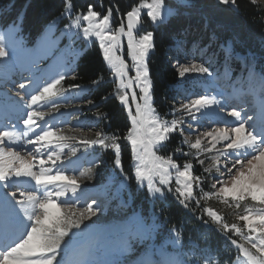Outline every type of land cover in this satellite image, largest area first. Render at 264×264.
Instances as JSON below:
<instances>
[{
	"label": "snow or ice",
	"instance_id": "6c2138e0",
	"mask_svg": "<svg viewBox=\"0 0 264 264\" xmlns=\"http://www.w3.org/2000/svg\"><path fill=\"white\" fill-rule=\"evenodd\" d=\"M250 2L254 6L258 4V0ZM175 3L178 8H173L168 0H139L117 23L113 17L114 12L119 14L118 5L110 4L102 12L89 3L86 11H80L75 10L73 0H63L61 16L69 20L64 34L70 40L82 37L87 41L94 37L98 41L103 60L113 75L114 95L131 120L125 134L100 129L95 131L94 138L80 136V144L85 149L98 146L111 150L115 168L122 171L121 141L127 142L136 161L134 176L139 186L146 184L150 193L160 197L165 190L174 192L183 208L198 211L204 223L217 225L238 252L235 264H264V119L255 122L244 113L241 104L229 106L224 92L209 94L208 90L194 98L191 94H182L183 98L174 101L167 113L154 107L153 81L148 67L149 53L155 48L154 32H141L140 28L144 15L158 26L180 15V8L194 6L193 0H175ZM259 3L264 4V0ZM237 5L238 0H217V6L237 9ZM176 48L178 52L183 51L184 42L177 41ZM200 51L203 54L204 50ZM225 52L230 55V48ZM183 54L184 62L175 60L180 78L192 73L212 76L209 67L194 58L195 52L191 53V59L189 52ZM6 55L0 37V57ZM249 75H252L251 70ZM64 79L65 74H58L44 83L30 81V92L16 93L17 103L22 102L17 121L22 119L24 127L18 128L11 119L0 125V189L4 190L0 192V264H109L89 260L83 252L76 258L65 259L69 239L88 227L85 221L95 216L98 209L93 207L94 200L79 208L76 206L82 192L77 177L67 172L68 166L75 163L71 157L77 156L78 148L70 146L77 136L66 135L58 124L50 123L55 119L53 110L59 112L60 109L58 97H63L69 89L83 91L75 84L68 89L57 88ZM101 80L92 83L96 85ZM19 89L25 90L26 85L21 83ZM232 95L239 98L242 93L234 90ZM87 103L93 104V101ZM229 107L226 117L222 116ZM261 113L264 116V101ZM97 115L107 118L103 113ZM73 118L79 119L78 116ZM213 122L218 126L205 127L206 123ZM70 131L82 132V128L73 127ZM174 134L181 140L169 154H161ZM28 145L32 147L26 149V155L17 151V147L25 149ZM64 148L69 151L64 153ZM178 157L186 159L181 163ZM146 159L151 167L145 163ZM206 160L211 163L204 167ZM196 164L203 168L202 173L195 172ZM86 174L81 172L80 176ZM209 180L206 191L205 184ZM210 199L233 208L235 220L243 224L228 223L220 212L207 206ZM241 208L243 212L235 211ZM170 232L177 256L168 264H220L211 247L201 248L192 240L184 245L179 229L173 226Z\"/></svg>",
	"mask_w": 264,
	"mask_h": 264
},
{
	"label": "trees",
	"instance_id": "16d2710c",
	"mask_svg": "<svg viewBox=\"0 0 264 264\" xmlns=\"http://www.w3.org/2000/svg\"><path fill=\"white\" fill-rule=\"evenodd\" d=\"M138 2L139 0H73L75 10L80 11H86L89 3L94 4L97 11L102 12L106 11L110 4L118 5L119 14L114 12L113 17L117 23L119 18ZM168 3L173 8L179 7L175 0H168ZM193 5L191 8H180V15L173 16L158 26L146 15L143 16L142 25L146 27V31L154 32L155 48L150 54L148 64L153 81L155 106L161 113L169 112L174 101L183 98L182 94L195 93L194 85L209 82L207 77L182 79L178 76L175 60L178 58L184 62V51L190 53L189 59L193 58L191 53L195 52L194 58L197 62L204 63L213 73L218 70L230 72V78L236 79L235 74H238L239 70L246 71L249 65L261 73L264 71V11L261 10L264 9V4L258 2L254 6L250 0H238V10L230 6H217V0H193ZM62 9L63 0H0L2 23L16 21L18 15H22V31L29 42H33L52 21L60 17ZM177 41L184 42V49L181 52L177 51ZM229 48L230 55L225 52V49ZM201 49L204 50L203 54ZM94 80L101 82L94 85L92 83ZM72 82L89 88L84 100H92L93 104L88 108L82 107L84 116L81 112V117L84 119L88 117L84 124L77 126L82 128V132H71L70 129L73 127L65 126L67 128L64 134L77 136L76 141L70 142L71 145L75 144L76 147L81 145L80 136L94 138L95 131L100 129L107 133H126L131 127L128 114L114 95L115 84L97 42L90 45L80 57ZM98 113L106 114L107 118H100ZM5 123L7 118L0 121V125ZM180 140L181 137L174 134L171 141L161 150L162 154H169ZM121 143L122 171L115 168L112 151L100 149L98 146H96L98 151L91 155H85L86 149L81 146L78 149H83L81 156L77 154L76 157H71L72 160L84 159L85 162H88L85 159L88 157L89 163L94 160L90 166H83V170L88 168L85 170L87 173L85 176H77L80 191L90 197L101 194V197L110 201L109 207L122 197V202L129 203L130 215L138 216L143 223L153 216L154 223L158 225L156 235L160 237L155 240V244L171 239L173 234L170 230L173 226L182 232L181 243L187 244L188 230L191 232L194 224L204 222L199 218L200 213L183 208L176 195L166 194L164 197L154 199L147 189L140 188L134 176L131 146L124 141ZM184 150L188 151L187 146H184ZM178 159L182 163L186 158ZM197 169L195 166V172L200 174ZM115 191H119L120 195L114 194ZM115 206L120 205L117 203ZM212 208L220 211V208ZM207 219L205 216L204 220ZM208 232L210 247L219 261L232 263L234 255L237 256L238 252L218 231L211 229ZM193 239L198 238L194 235ZM134 252H137L136 249Z\"/></svg>",
	"mask_w": 264,
	"mask_h": 264
},
{
	"label": "rangeland",
	"instance_id": "374dc122",
	"mask_svg": "<svg viewBox=\"0 0 264 264\" xmlns=\"http://www.w3.org/2000/svg\"><path fill=\"white\" fill-rule=\"evenodd\" d=\"M22 19V15H18L16 21L3 24L1 21L0 10V37L3 38V45L7 53L6 56L0 57V119H5L11 113L8 119H11V122L13 124H17V127L21 129L24 125L22 123V119L17 121V117L20 115L22 102L20 104L17 103L19 101V97L16 93L18 91L30 92L31 85L29 82L32 80H40L41 83H44L50 78L57 77L58 74H65V79L61 81V84L58 85L57 88L68 89L69 85L74 84L72 82L73 75L78 67L80 57L90 45L94 42L98 43V41H95L94 37L87 41H85L82 37H73L70 40L69 37L64 34L65 25L69 23V20L67 17L62 16L52 21L33 42H29L22 31ZM140 31H146V27L142 25ZM124 51L125 59H127L126 42ZM151 52L149 53V57ZM106 65L109 69L107 63ZM249 70L252 71L251 76L249 75ZM210 71L212 72L211 69ZM218 72H212L211 77L206 74L201 75L198 73L186 75V78L203 79L202 77H207L209 79L208 83L194 85L196 92L191 93L193 98L196 94H203L205 90H208L209 94L224 92L228 98L229 106L241 104L244 109V113L248 116H252L255 122L260 123L262 119H264V116H262L261 113V103L264 101V71L261 73L260 71L255 70L252 65H249L246 71L239 70L238 74H235V76H237L236 79L230 78V72L219 70ZM111 77L113 79L112 73ZM21 83L26 85L25 90L19 89V85ZM80 87L83 91L69 89L63 97L57 98V102L60 104V109L59 112L53 110V116L55 119L50 120L51 124H58L59 127L65 130V128H67L65 127V123L68 124L69 127H77L84 124L88 120V117H85L87 119L81 117V112L84 116V109L82 107L88 108L92 106V104H88L87 101L84 100L87 96L86 94L89 92V88L85 85H80ZM243 89L251 92L247 94V96H243V98H235L231 96V93L234 90L238 92V90ZM153 104L156 108L154 96ZM41 110L47 111V108H41ZM227 110H230V107L221 115L226 117ZM74 116H78L79 119H74ZM46 119L49 118L46 117ZM227 119L231 120L232 118L227 117ZM129 121L131 124L130 119ZM216 126L218 125L215 122L205 124V127L207 128ZM219 126L223 127V125ZM198 131H203V129H198ZM192 138L194 140L195 136ZM29 146L30 145L26 146L25 149L17 147V151H20L22 155H26V149H31ZM70 146L76 147L75 144H70ZM80 147L81 145L77 146L78 149ZM82 150L83 149L78 150L77 154H79V156H81ZM97 150L98 148L96 146L89 148L88 150L86 149L85 155H91L93 152L96 153ZM63 151L64 153H67L69 148H64ZM27 159H31V157H27ZM85 159L88 162L84 163V166H90L94 161L92 159L91 163H89L90 158L86 157ZM5 162H7V159H5ZM145 163H148L149 167H151V164L147 159L145 160ZM210 163V160H206L204 167H207ZM74 165L75 166L68 167L67 173L75 175L76 177L80 176L81 171H79L80 169L78 168L80 167V162L78 159L75 160ZM135 166L136 161L133 158L134 173ZM195 166H197V170L201 173L203 172V168L200 165L196 164ZM86 169L88 168H85V170ZM85 170L82 172H85ZM204 175L207 176L208 174L204 173ZM21 179L26 180L27 178ZM209 182L211 181L209 180L205 184L206 191L209 190ZM27 186L28 185H25V187ZM139 187L148 190L146 184ZM172 187L175 188L174 181ZM84 190L88 191L85 188ZM2 191L4 190L0 189V192ZM115 193L116 195H120L119 191H115L114 194ZM166 194L175 195L174 192L169 193L165 190L164 196ZM99 195L100 196H95L96 198L89 197L88 201H86L87 203H91L94 200L96 203L93 207L98 210L96 211L95 216H92L90 220L85 221V224H87L88 227L84 228L83 232H78L75 237L69 239L68 255L65 257L66 260L76 258L82 252L87 253L85 258L89 260L97 262L106 261L109 262V264H139L141 261H143L144 264H150L151 262H154L153 264H168V262L176 258L177 248L171 243V239H165L162 243L155 244V240L160 237L156 235L158 225L154 223L153 216H150V220H146L143 223L138 216L132 214L130 215V207H128L129 203L125 204V201L122 202V197L119 198L120 201H116L109 207L110 201L105 200L103 196L101 197V194ZM150 195L154 199L160 197L158 195H153L152 193H150ZM69 197H71V193H69ZM19 198L20 197L18 195L17 199ZM67 198L68 197H65V199ZM84 198L85 195L82 193L81 200L76 205L78 208L85 203H83ZM117 203H119V207L115 206ZM248 203L251 207V202L249 201ZM207 206L216 207V209L220 208L221 212H219L226 218L228 223L236 222L241 225L243 224L242 221L235 220V216L233 214L234 209L228 207L220 201L210 199L207 201ZM221 209H223V211ZM53 211L55 212L56 210L53 209ZM235 211L243 212V208L236 209ZM124 217H127V219H124ZM198 225L201 227L199 228ZM200 229L205 230L202 231ZM211 229L218 231V233L222 235L225 240H227L224 234L218 230L217 225L211 223L206 224L204 222L203 224H199V222L194 224L193 228H191V232L188 230L187 240H192L198 243L201 248L210 247L208 231ZM194 235L198 238L197 240L193 239ZM232 247L236 250L235 246ZM134 249H136L137 252H134ZM234 257L236 258V255H234ZM128 258L131 260H127ZM219 262L220 264H225L227 261ZM230 264H235V259Z\"/></svg>",
	"mask_w": 264,
	"mask_h": 264
}]
</instances>
